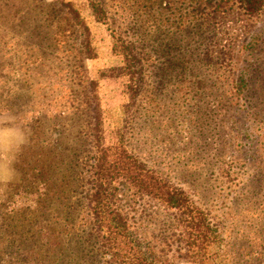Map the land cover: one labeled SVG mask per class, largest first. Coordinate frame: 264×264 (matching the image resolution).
<instances>
[{
  "label": "rangeland",
  "instance_id": "374dc122",
  "mask_svg": "<svg viewBox=\"0 0 264 264\" xmlns=\"http://www.w3.org/2000/svg\"><path fill=\"white\" fill-rule=\"evenodd\" d=\"M36 1L0 0L8 4L0 8V264H117L91 242L73 254L63 225L7 202L27 124L73 112L66 34L47 45ZM65 1L90 30L95 55L85 66L98 81L104 145L126 148L182 189L217 233L200 260L175 264H264V6L201 19L187 14L189 2L170 0L171 9L138 33L122 11L102 23L87 0ZM7 16L17 18L5 26L10 33ZM113 28L142 46L134 51L143 58V86L126 111L129 81L120 68L128 56L113 49ZM144 213L149 232L172 217L156 205Z\"/></svg>",
  "mask_w": 264,
  "mask_h": 264
},
{
  "label": "trees",
  "instance_id": "16d2710c",
  "mask_svg": "<svg viewBox=\"0 0 264 264\" xmlns=\"http://www.w3.org/2000/svg\"><path fill=\"white\" fill-rule=\"evenodd\" d=\"M87 1L95 20L107 23L113 11H122L138 33L150 18L157 22L158 14L172 7L170 0ZM179 1L183 7L189 2L187 14L201 19L234 9L252 15L264 6V0ZM3 6L8 4L1 3L0 8ZM33 10L38 18L37 30L43 27L47 31L43 37L47 45L55 48L64 34L69 41L66 43L70 47V62L74 64L71 85L75 88L69 90L73 112L69 116L54 113L47 118V124L45 117L44 121L36 117L27 124L31 132L16 152L7 202L14 204L21 215L33 212L38 220L42 217L43 222L49 223L53 219L63 225L68 229L66 235L75 242V255L80 245L91 242L117 264L200 260L217 237L207 218L199 210L194 211L195 206L184 191L157 170L126 148L103 143L98 81L89 76L85 66V60L94 57L95 52L83 17L65 0H37ZM10 17L3 21L6 33L12 28L5 26L17 19ZM111 31L113 49L119 47V52L128 56L127 63L120 68L129 81L126 111L143 86V58L134 51L142 46L131 37L123 38L114 28ZM30 46L36 51L40 48L34 40ZM153 205L172 213L168 223L163 222L157 232L156 228L149 232L144 224V212Z\"/></svg>",
  "mask_w": 264,
  "mask_h": 264
}]
</instances>
